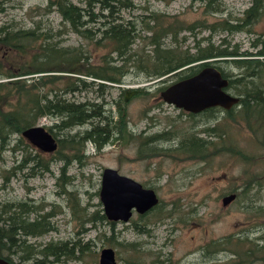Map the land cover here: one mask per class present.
<instances>
[{
  "label": "rangeland",
  "instance_id": "374dc122",
  "mask_svg": "<svg viewBox=\"0 0 264 264\" xmlns=\"http://www.w3.org/2000/svg\"><path fill=\"white\" fill-rule=\"evenodd\" d=\"M133 1L135 6L123 9L121 15L136 24L138 34L134 45L139 50L150 49L147 35L158 25L167 27L169 23L174 26L176 40L167 35L163 38L165 44L177 43L193 53L197 41L204 45L206 37L219 47H235L239 52L252 53L261 47L264 39V8L256 19L240 29L221 28L224 21L242 23L252 0H211L209 6L206 0ZM46 3L47 0H0L3 7L0 24L33 27L37 23L38 31L52 33V39L58 44L88 51L89 57L82 58V66L98 63L108 52V46L93 45L71 31L63 25L58 13L46 8ZM145 22L152 27L147 29ZM202 22L215 23V30L210 32L201 27ZM193 23L194 29L182 27ZM5 48L0 44L3 67L12 65L16 69L32 55V51L17 53ZM220 65L224 72L235 74L239 70L227 62ZM144 75L134 65L123 82L106 88L103 97L96 94L95 85L68 94L80 100L94 97L97 101L103 100L105 110L113 115L112 124L118 122L119 111L125 112L127 128L118 136L110 124V139L99 148L91 141L86 142L84 155L80 160L68 162L63 177L60 167L64 161L57 159H52L49 170L42 173L30 175L27 167L11 171L22 149L0 148V201L41 202L43 211L56 208L53 229L39 236H27V241L36 246L51 240L91 241V251L84 248L79 252L80 258L63 257L53 264H99L100 249L105 246L114 249L116 264H264V177H259L264 171L262 134L253 127V122L226 118L224 109L190 114L162 99L161 91L175 80L174 76L145 80ZM138 86L146 92H136ZM54 121L52 117L42 116L37 123L50 125ZM89 127L90 123L86 122L69 129L73 133ZM205 127H210L211 132L204 130ZM164 130L171 131L173 138L150 142L140 148V138ZM191 134L210 140L205 158L191 156L183 150L185 147L175 148L183 137ZM33 147L46 158L54 156L52 151ZM154 148L162 150L153 151ZM64 150L71 153L68 148ZM141 150L143 155L139 157ZM106 166L152 187L158 203L143 213L133 210L126 221L107 218L94 223L86 221L82 229L80 216L103 209L99 189ZM250 179H259L261 184L254 182L253 188L244 189ZM232 192L235 197L223 203V198ZM72 195L79 198L84 210H71ZM34 215L33 212L31 216ZM217 240L223 241L220 244L223 249L218 250ZM11 258L18 261L15 254ZM29 262L24 260L22 264Z\"/></svg>",
  "mask_w": 264,
  "mask_h": 264
},
{
  "label": "trees",
  "instance_id": "16d2710c",
  "mask_svg": "<svg viewBox=\"0 0 264 264\" xmlns=\"http://www.w3.org/2000/svg\"><path fill=\"white\" fill-rule=\"evenodd\" d=\"M206 2L209 6L211 0ZM262 3L261 0H252L250 6L245 9L242 23L224 21L221 28L234 31L251 23L264 8ZM134 6L133 0H47L46 8L58 13L63 25L93 45L108 46V52L102 55L98 63L88 64L86 67L82 66L81 60H87L88 51L82 47L73 49L58 44L52 39V33L38 31L37 23L33 27L0 24V44L6 46V50L17 53L32 51L30 59L16 69H13L12 65L3 67L0 63V148L22 149L21 156L17 157L10 167L11 171L27 167L30 175L42 173L49 170L52 159H57L64 161L60 167L63 177L68 162L73 159L80 160L84 155L86 142L91 141L99 148L110 139V124L118 132V136H121L127 128L125 112L119 111L118 122L112 124L113 115L105 110L103 100L97 101L95 97L80 100L68 94L72 95L95 85L96 94L103 97L106 88L112 86V83L123 82L130 67L134 65L145 73V80L163 75H172L178 80L196 73L206 64L215 63L228 78L226 89L239 96V101L229 108L215 105L203 110L224 109L226 118L245 120L249 124L253 122V127L262 134L261 142L264 144V57H261L264 55V40L263 46L252 53L239 52L235 47H219L206 37L204 45L197 41L196 52L193 53L187 47L181 48L177 43L165 44L163 38L167 35H172L176 40L174 26L169 23L167 27L158 25L151 35H147L150 49L139 50L134 45L138 34L136 24L121 15L123 9H131ZM2 9L0 6V11ZM200 25L208 28L210 32L216 27L215 23L208 25L202 22ZM145 27L148 29L152 25L145 22ZM182 27L191 30L194 29L195 23ZM255 41L257 42L258 38ZM6 52L4 51V57H7ZM208 58L214 59L207 60ZM195 61L197 62L194 63ZM220 62H227L239 70L235 74L224 72ZM136 88V92H146L142 86ZM42 116L55 119L54 123L44 125L57 139V147L52 151L54 156L51 158L42 155L22 135L25 128L38 124ZM103 120L104 123L101 124ZM86 122L90 123L89 128L70 132L69 128ZM204 130L211 132L210 127H205ZM14 134L16 136H13ZM172 135L168 130L146 135L139 140L140 148L150 142L171 139ZM183 138L176 144L177 150L185 147L183 150L186 153L201 159L208 155L210 140L197 134ZM12 141L14 145L9 146ZM67 148L71 153L64 150ZM159 150L154 148L153 151ZM138 155L142 157V150ZM259 177H264V171L259 173ZM251 180H247L244 189L253 188L254 182L261 184L259 179ZM63 191L67 192L66 189ZM70 200L69 207L73 212L84 210L85 207L80 205L78 197L72 195ZM43 208L41 202L0 201V257L12 264H22L24 260H30L28 264H53L61 261L63 257L80 258L79 252L84 248L91 251V241L81 242L80 238L51 240L40 246L27 241L29 235L39 236L54 228L52 217L57 213L56 208L45 211ZM33 212L35 215L31 216ZM91 214L86 212L85 216L79 217L82 229L86 221L94 223L96 220L107 218L103 209L95 210ZM238 238V241H242V237ZM222 242L217 240L215 243L219 247L218 250L223 249L220 245ZM13 254L18 256L17 262L12 260Z\"/></svg>",
  "mask_w": 264,
  "mask_h": 264
},
{
  "label": "water",
  "instance_id": "95a60500",
  "mask_svg": "<svg viewBox=\"0 0 264 264\" xmlns=\"http://www.w3.org/2000/svg\"><path fill=\"white\" fill-rule=\"evenodd\" d=\"M212 59L214 58L207 60ZM227 85L228 78L215 63H211L190 76L171 82L161 91V96L164 101L194 113L215 105L229 108L239 101V96L230 93L226 89ZM22 135L41 150L54 151L57 147L56 137L43 124L25 128ZM235 195L232 192L225 196L223 203H227ZM99 198L108 219L124 221L129 219L133 210L143 213L159 200L152 187L144 186L135 178L109 166L102 171ZM98 263L116 264L114 249L110 246L102 247ZM0 264L12 263L0 257Z\"/></svg>",
  "mask_w": 264,
  "mask_h": 264
},
{
  "label": "flooded vegetation",
  "instance_id": "af4514ba",
  "mask_svg": "<svg viewBox=\"0 0 264 264\" xmlns=\"http://www.w3.org/2000/svg\"><path fill=\"white\" fill-rule=\"evenodd\" d=\"M264 40V39H263ZM263 40H262V42H263ZM262 45H261V47L263 46V43H261ZM262 57H264V55H261ZM151 209V208H150ZM119 220V219H118Z\"/></svg>",
  "mask_w": 264,
  "mask_h": 264
}]
</instances>
